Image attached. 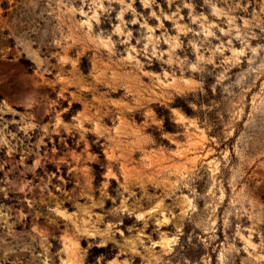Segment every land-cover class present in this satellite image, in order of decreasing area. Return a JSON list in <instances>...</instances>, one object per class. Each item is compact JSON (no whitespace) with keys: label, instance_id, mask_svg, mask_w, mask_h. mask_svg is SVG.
I'll list each match as a JSON object with an SVG mask.
<instances>
[{"label":"rangeland","instance_id":"obj_1","mask_svg":"<svg viewBox=\"0 0 264 264\" xmlns=\"http://www.w3.org/2000/svg\"><path fill=\"white\" fill-rule=\"evenodd\" d=\"M0 264H264V0H0Z\"/></svg>","mask_w":264,"mask_h":264},{"label":"trees","instance_id":"obj_2","mask_svg":"<svg viewBox=\"0 0 264 264\" xmlns=\"http://www.w3.org/2000/svg\"><path fill=\"white\" fill-rule=\"evenodd\" d=\"M177 100H179L178 98H177ZM176 105H182L183 107H186V105L185 104H177V101H176Z\"/></svg>","mask_w":264,"mask_h":264}]
</instances>
